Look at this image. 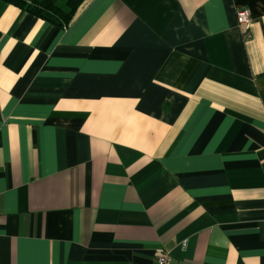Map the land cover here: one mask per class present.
Wrapping results in <instances>:
<instances>
[{
	"label": "crops",
	"instance_id": "1",
	"mask_svg": "<svg viewBox=\"0 0 264 264\" xmlns=\"http://www.w3.org/2000/svg\"><path fill=\"white\" fill-rule=\"evenodd\" d=\"M163 251L264 264V0H0V264Z\"/></svg>",
	"mask_w": 264,
	"mask_h": 264
},
{
	"label": "trees",
	"instance_id": "2",
	"mask_svg": "<svg viewBox=\"0 0 264 264\" xmlns=\"http://www.w3.org/2000/svg\"><path fill=\"white\" fill-rule=\"evenodd\" d=\"M13 6L65 28L85 0H3Z\"/></svg>",
	"mask_w": 264,
	"mask_h": 264
},
{
	"label": "built area",
	"instance_id": "3",
	"mask_svg": "<svg viewBox=\"0 0 264 264\" xmlns=\"http://www.w3.org/2000/svg\"><path fill=\"white\" fill-rule=\"evenodd\" d=\"M236 20L238 23V26L242 28L244 35L248 36V28L249 24L251 22L250 13L245 8H239L236 10ZM155 264H173L172 256L166 252H161L155 259Z\"/></svg>",
	"mask_w": 264,
	"mask_h": 264
}]
</instances>
